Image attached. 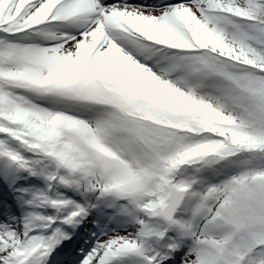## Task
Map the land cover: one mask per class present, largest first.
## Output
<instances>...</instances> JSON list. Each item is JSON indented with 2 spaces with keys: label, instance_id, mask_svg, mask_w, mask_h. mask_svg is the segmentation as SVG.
<instances>
[{
  "label": "snow or ice",
  "instance_id": "1",
  "mask_svg": "<svg viewBox=\"0 0 264 264\" xmlns=\"http://www.w3.org/2000/svg\"><path fill=\"white\" fill-rule=\"evenodd\" d=\"M0 264H264V0H0Z\"/></svg>",
  "mask_w": 264,
  "mask_h": 264
}]
</instances>
